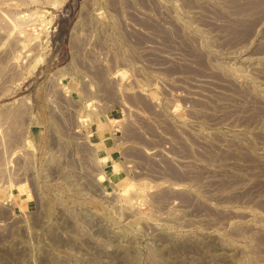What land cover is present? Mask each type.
Wrapping results in <instances>:
<instances>
[{
  "label": "rangeland",
  "instance_id": "374dc122",
  "mask_svg": "<svg viewBox=\"0 0 264 264\" xmlns=\"http://www.w3.org/2000/svg\"><path fill=\"white\" fill-rule=\"evenodd\" d=\"M0 264H264V0H0Z\"/></svg>",
  "mask_w": 264,
  "mask_h": 264
},
{
  "label": "bare ground",
  "instance_id": "6f19581e",
  "mask_svg": "<svg viewBox=\"0 0 264 264\" xmlns=\"http://www.w3.org/2000/svg\"><path fill=\"white\" fill-rule=\"evenodd\" d=\"M79 27V26H78Z\"/></svg>",
  "mask_w": 264,
  "mask_h": 264
}]
</instances>
